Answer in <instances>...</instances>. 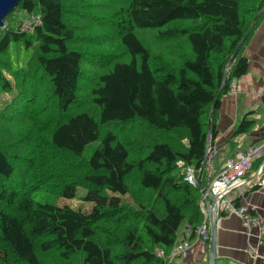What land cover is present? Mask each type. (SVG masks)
<instances>
[{"label":"trees","instance_id":"obj_1","mask_svg":"<svg viewBox=\"0 0 264 264\" xmlns=\"http://www.w3.org/2000/svg\"><path fill=\"white\" fill-rule=\"evenodd\" d=\"M247 1L20 0L0 27V94L13 93L26 115L13 129L6 122L16 111H0V264H44L47 256L55 264H165L183 229L194 236L201 190L186 172L191 166L199 174L209 126L212 145L219 133L222 97L248 72L243 50L264 0ZM17 11L39 14L41 23L33 31L22 28L23 19L14 25ZM152 31L173 54L182 41L188 51L177 62H158ZM13 42L24 54L10 67L2 58L10 59ZM87 49L100 70L82 101ZM104 49L117 52L98 63ZM249 115L237 135L253 127ZM130 122L147 130L144 153L128 130L121 136L114 128ZM21 169L22 180L8 184ZM76 197L91 208L57 201Z\"/></svg>","mask_w":264,"mask_h":264},{"label":"crops","instance_id":"obj_2","mask_svg":"<svg viewBox=\"0 0 264 264\" xmlns=\"http://www.w3.org/2000/svg\"><path fill=\"white\" fill-rule=\"evenodd\" d=\"M243 54L249 60L248 72L236 78V90L230 89L222 97L219 110V133L214 142L221 150L215 160L219 168L238 144L245 146L264 138V15L251 32ZM248 113L249 119L255 120L254 125L249 132L237 135L236 128ZM258 163H253L246 186L234 191L232 197L240 198V205L264 218V187L256 184L254 174ZM201 216L203 219V212ZM181 237L191 239L192 245L173 264H209V242L196 241L189 228L182 230ZM216 264H264V243L259 229L246 227L237 212L218 216Z\"/></svg>","mask_w":264,"mask_h":264},{"label":"built area","instance_id":"obj_3","mask_svg":"<svg viewBox=\"0 0 264 264\" xmlns=\"http://www.w3.org/2000/svg\"><path fill=\"white\" fill-rule=\"evenodd\" d=\"M40 23L41 16L33 13L26 15L21 22V26L27 31H33ZM236 87V79H233L230 88L236 90ZM219 151H221L219 147L215 145L210 146L203 161L207 176L206 186L208 193L216 197V202L213 205L211 204L215 215L218 217L223 213H239L246 227H257L259 229L261 239L264 243V218L257 213H253L248 206L237 204V198L232 197L234 191H239L246 186L249 177L248 173L253 168V163L258 160V166L254 171L256 184L264 187V138L257 142H250L245 146L237 147L234 153L225 159L223 165H220V168L215 165L216 157L220 153ZM195 178L194 168L188 167L186 179L195 185ZM200 208L205 216L202 223L195 227L193 237H195L196 241L206 243L211 237V225L203 195L201 196ZM191 245V239L180 236L173 246L165 264H171L176 257L181 255Z\"/></svg>","mask_w":264,"mask_h":264},{"label":"rangeland","instance_id":"obj_4","mask_svg":"<svg viewBox=\"0 0 264 264\" xmlns=\"http://www.w3.org/2000/svg\"><path fill=\"white\" fill-rule=\"evenodd\" d=\"M250 1L251 0H248L247 3H249ZM25 17H26V14L23 11H17L16 14L14 15V17H12L10 21H12L14 25H18L19 21L21 19H24ZM91 17H92L91 18L92 21H94L93 16H91ZM87 19H88V17H87ZM95 23H96L95 25L97 27H99V28L104 27V25H105L104 24L105 23L104 18L98 16ZM152 33H154V35L151 36L148 39L151 42V45L154 47V49H156V54H157L158 58L160 59L158 62H169V63L170 62L173 63L175 61L177 62V61L181 60L178 53L184 54L185 50L188 51V49H186L187 48V44L184 41H182V43L178 44L175 47V49H174L176 54H173L171 52V50H170V49H173V47L168 43V41L160 40L157 32L152 31ZM147 37H148V35H147ZM108 43H109V45L111 47H116L118 45L115 40H111V39L108 41ZM16 44H17V42H13V44H12V50H11L12 51V56H10V59H7L5 57L2 58L3 62L6 65H9L10 67H11V64H13V58L15 59V57L20 56V54H22V53L24 54V50H22L23 48L16 47ZM109 50H116V52H117V49H104V52L102 50H101L102 52L98 51L99 55L96 57V60H98V63H104L106 61V57L105 56L101 57L100 55L110 54L111 52ZM119 50H121V49H119ZM87 51L90 52L89 49H87ZM89 52H86L87 53V57L85 58V61H84V64H83L84 65L83 66V77H82L83 78L82 79V88H83V90L81 91V96H80L81 97L80 99L82 101L87 100V98H84V99L82 98V96H86L85 89H89L90 88L89 87V83H91L94 73L95 72L98 73L99 70H100L99 66L93 68V65H95L96 62H94L92 60L91 52L90 53ZM176 59H178V60H176ZM158 62H155L154 64H157ZM93 71H94V73H93ZM4 73L9 79L13 80L11 72L6 70L5 68H4ZM13 99H14V94L13 93H1L0 94V111L3 110V112H5V113H7L8 111H16L14 117H11V115H9V118L7 119V122H6V125H8L9 127L15 129V128L19 127V125L21 126L23 124V121H24L23 117H25L26 115H24L22 110H18L16 108V105H14V100ZM87 105H89V104L87 103ZM138 121H140V120L138 119ZM131 123L132 122L127 123L125 125H121V126L120 125L119 126H115L114 128H116L118 130L119 135H121V136H123V133H126V131L128 130L127 136L132 138V139H134L135 141H137L136 143H139V146L137 144H133L134 146L132 145V147H134L136 149L139 147V151H142V153H144V151H146V149L144 148V145H145V141L147 139V135H146L147 130L142 128L140 125H137V124L132 126ZM15 132H17V131H15ZM19 132H22V131H19ZM37 135H41V137H45L46 133L41 131V130H39ZM170 135L173 137V136H176L177 133H174V134L170 133ZM164 137H168V133L165 134ZM173 138L176 139V137H173ZM169 140L173 141V139H169ZM183 140H185V139H183ZM100 141L101 140L99 139V140H97V141H95V142H93L91 144V146L88 148V150L86 152L87 155H91L93 150L100 144ZM147 141H149V139H147ZM140 145H141V147H140ZM12 151H14V148L12 149ZM22 152H27L26 151V147H24ZM22 152H20V155H22ZM21 170H22V172L21 171H17L14 179H9L8 180V184L14 183L13 182L14 180H16V181H21L22 180V178H23L22 177L23 169H21ZM37 183H39V182H37ZM44 185L45 184H43V186L41 187V189H40L41 191H42V189H45L47 187V184H46V186H44ZM36 195L42 197L43 193L38 192ZM172 196L174 197V195H172ZM179 196H182V195L179 194ZM201 196H202V193H201ZM57 201L59 203L69 202L74 207H81L83 209H90L91 206H92V203L86 202L81 197H76V198L71 199V200L58 198ZM153 201H154V198H153ZM200 203H201V197H200ZM56 260H58V258ZM44 264H55V262H54V259L52 257L47 256L45 258V263Z\"/></svg>","mask_w":264,"mask_h":264},{"label":"water","instance_id":"obj_5","mask_svg":"<svg viewBox=\"0 0 264 264\" xmlns=\"http://www.w3.org/2000/svg\"><path fill=\"white\" fill-rule=\"evenodd\" d=\"M19 2H20V0H0V27H3L5 25V19L8 17V15H10L14 11V9L17 7ZM255 21H256V17L253 19L249 30L246 32L241 43L238 45L237 49L235 50L232 57L230 58V61L227 65V69L230 67V65L233 63V61L237 57L239 50L241 49L243 43L247 39L250 31L254 27ZM219 96H220V91L214 100L212 108L216 105V103L219 99ZM210 129L211 128L209 126V137H208V141H207L206 152L212 144ZM204 171H205V165L203 164L200 171H199V174L195 178V185H196V187H198L201 190V193H202V195L206 201V207H207V211L209 214V220H210V225H211V237H210V242H209V264H216V257H217V220H218V217H216L215 212L212 208L213 203L216 202V197L211 196L208 193L207 186H205L202 183V176H203ZM210 198H211V200H210ZM211 201H212V203H211Z\"/></svg>","mask_w":264,"mask_h":264},{"label":"clouds","instance_id":"obj_6","mask_svg":"<svg viewBox=\"0 0 264 264\" xmlns=\"http://www.w3.org/2000/svg\"><path fill=\"white\" fill-rule=\"evenodd\" d=\"M235 79H236V78H235ZM230 89H231V88H230ZM211 146H212V144H211ZM236 148H237V147H236ZM235 150H236V149H235ZM252 170H253V168L250 170V172H251ZM250 172H249V173H250ZM249 173H248V176H249ZM189 231H190V229H189Z\"/></svg>","mask_w":264,"mask_h":264},{"label":"bare ground","instance_id":"obj_7","mask_svg":"<svg viewBox=\"0 0 264 264\" xmlns=\"http://www.w3.org/2000/svg\"><path fill=\"white\" fill-rule=\"evenodd\" d=\"M244 44V43H243ZM233 91V90H232ZM191 167V166H190ZM193 168V167H192ZM187 169V168H186ZM196 186V185H195ZM163 255V254H162ZM172 264V263H171Z\"/></svg>","mask_w":264,"mask_h":264}]
</instances>
